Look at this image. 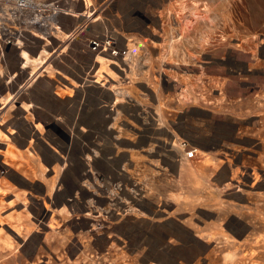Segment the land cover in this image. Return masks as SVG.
I'll return each instance as SVG.
<instances>
[{
    "label": "rangeland",
    "instance_id": "rangeland-1",
    "mask_svg": "<svg viewBox=\"0 0 264 264\" xmlns=\"http://www.w3.org/2000/svg\"><path fill=\"white\" fill-rule=\"evenodd\" d=\"M33 1L45 5L29 14L0 0V122L14 128L0 138V264H224L230 254L233 264H264L258 246L205 242L217 224L233 238L251 235L250 245L264 234V0ZM87 7L142 46L93 38L88 12L86 32L68 46L76 24L64 12ZM57 8L65 15L56 20ZM33 16L63 36L25 27ZM24 28L43 41L26 46ZM16 45L39 60L36 75ZM103 49L110 56L94 53ZM99 57L105 68L90 72ZM96 77L101 87L91 86ZM22 102L41 124L29 151ZM79 114L89 121L80 133ZM173 142L194 150L190 168ZM176 195L192 207L177 210Z\"/></svg>",
    "mask_w": 264,
    "mask_h": 264
},
{
    "label": "bare ground",
    "instance_id": "bare-ground-1",
    "mask_svg": "<svg viewBox=\"0 0 264 264\" xmlns=\"http://www.w3.org/2000/svg\"><path fill=\"white\" fill-rule=\"evenodd\" d=\"M50 18V17H49ZM79 19H85V18H82V16H80V18ZM38 20H40V19H38L37 18V21ZM52 22V21H51ZM50 22V23H51ZM46 24V26L48 25V23H46V21H45V19H42V22H39V25H41V24ZM49 23V24H50ZM52 27V25L50 24V26L48 27V29H46V32L45 33H47V34H53V32L55 33V34H57L58 36H63V33L59 30V29H57L56 27V29H53V28H51ZM15 31V30H14ZM36 35H40V34H37V33H35ZM14 36H15V34L13 33V38H14ZM38 38H36V40H37ZM108 42V41H107ZM18 44H20L19 42H18ZM107 44H109V42L107 43ZM112 45H114V42H113V44ZM130 46V45H129ZM130 47H132V46H130ZM15 50H17V51H20L21 52V54H20V61H21V66L22 67H27L28 65L30 66L31 65V63L33 62L34 63V65L35 64H37V65H35V66H31V71H30V74H35V73H33V72H36L35 70H36V68H34V67H37V66H39V60H32V59H30V57H29V55L27 54V52L25 51V50H23V49H21V46H19V45H16V48H15ZM116 51V50H115ZM96 52H98L97 53V56L100 54V53H102V54H104L106 57H108V55L110 56V54H108L107 53V50H105V49H103V50H100V51H94V53H96ZM120 53L119 51H116V52H113V53ZM125 52V51H124ZM123 52V53H124ZM128 55V54H127ZM112 57H113V55H112ZM127 56H126V54H124V58L123 59H126L127 60V58H126ZM119 59V58H118ZM105 61H104V57H99V58H97V59H95V60H91L90 62H89V64H88V68H89V71L90 72H92L96 67H97V69H103V68H105ZM100 66V67H99ZM130 71L131 72H133V68L130 66ZM51 73V72H50ZM99 73H100V71H99ZM134 73V72H133ZM40 74V73H39ZM36 75V74H35ZM35 75H34V77H35ZM33 77V76H32ZM134 78V77H133ZM34 79V78H33ZM89 80H87L86 78H82L81 80H80V82L82 83V84H84V83H86V82H88ZM92 81V80H91ZM97 82H100V80H99V77H96L95 78V80L94 81H92V87H95L96 85L98 86V87H101V85H103V83L102 84H100V86L98 85V83ZM66 83H67V88H69V87H75L76 85L74 84V82L73 81H66ZM93 83H95V85L93 84ZM87 84V83H86ZM96 86V87H97ZM71 91V90H70ZM16 97H17V95H16ZM12 103H14V100L12 101ZM28 104V103H27ZM19 109L17 110L16 109V115L17 116H19V117H21V114H24L25 113V115L23 116L22 115V118H26L27 120L26 121H24V124H29V125H27L28 126V132H27V135H28V137H29V140H28V145L26 146V149L28 150V149H30V146H31V144H32V142L34 141V140H36V139H39V135H40V133H41V124H36L35 122H34V120H33V118H31V116H30V114L29 113H27L28 111H29V109H30V107L31 106H27L24 102H22V104H20L19 106H17ZM13 108V107H12ZM95 108V107H94ZM106 109V108H105ZM104 109V110H105ZM12 111V110H11ZM103 111V110H102ZM10 112V111H9ZM104 112V111H103ZM5 114V113H4ZM11 115V114H10ZM32 115V114H31ZM86 117H84V116H81L80 114L79 115H77V117H75V120H74V127H75V129L77 130V132H79L80 133V131H83L84 129H85V124H89V121H87L86 119H85ZM36 119V118H35ZM21 120V119H20ZM25 120V119H24ZM29 123H28V122ZM11 124V122L10 121H6L5 122V124L4 123H2V122H0V138H4V137H6L7 136V133H11V131H13V127H11L10 129H7V127H9V125ZM91 127V126H90ZM7 132V133H6ZM43 132H44V130H43ZM84 134V133H83ZM180 142H173V144L171 145L172 147H174L175 149V158H177L178 160H181L180 161V168L181 169H185L186 167H189V164H188V161H187V159L183 156L184 155V153L182 152V150H181V144H179ZM29 151V150H28ZM6 152H9V153H15V151H14V149H11L10 147H9V145H6L5 146V151H4V154L6 153ZM135 154V153H134ZM180 156V157H179ZM58 157V156H57ZM6 158V157H5ZM133 159V158H132ZM145 165V164H144ZM145 167V166H144ZM190 168V167H189ZM43 169V168H42ZM45 171V170H44ZM165 178V177H164ZM170 178V177H169ZM169 178H168V180H169ZM197 180V179H196ZM1 181V180H0ZM204 188H206V190H207V193H208V195L207 196H213V198H215L217 201H219V199H220V196H219V194L218 193H216V190L215 189H209L207 186H204ZM252 191V190H251ZM179 198H180V196L179 195H176V196H174L173 197V199L177 202V205H178V200H179ZM196 200H198V199H196ZM193 201H195V200H193ZM216 201V203H211V205L212 206H221V202L219 201V203ZM197 203V202H196ZM195 203V204H196ZM186 205H189L190 207H192L191 205H190V201H188V200H186V201H183L182 202V204L181 205H178V206H176V209L177 210H179V209H183V208H185L186 207ZM208 205H210V204H208ZM210 205V206H211ZM42 212H44V211H42ZM157 212V211H156ZM193 212V211H192ZM261 214H264V201H263V206H262V209L259 211ZM153 214H155V212L153 213ZM193 222V221H192ZM260 222H261V224H260V226H261V228H263L264 229V220L262 219V221L260 220ZM189 224V223H188ZM192 224V223H191ZM194 228V227H193ZM214 231V230H213ZM215 234H217L215 237H217V238H215L214 237V239H206V245L207 246H211V248L212 249H216V248H220V247H225V248H228V249H233V248H235V249H237V250H240V251H249L250 249H252V247L253 246H258V247H260V248H262V250H261V252H263L264 251V234H263V236L261 237V238H259V240H256V241H254V244H249L250 243V240H252L251 239V235H246V236H244V238L242 237H239V239L238 238H233V237H230V236H228L225 232H224V229L222 228V226H221V224H217V225H215ZM187 235H189V234H187ZM200 236V235H199ZM212 236V235H211ZM239 236V235H238ZM201 237V236H200ZM212 241V242H211ZM204 242V243H205ZM211 242V243H210ZM250 248V249H249ZM234 249V250H235ZM233 254V253H232ZM234 255V254H233ZM233 255H231L230 254V256H228L227 257V260L225 261V263L224 264H233V262L235 261L234 259H233ZM262 260H264V254L262 255V256H259Z\"/></svg>",
    "mask_w": 264,
    "mask_h": 264
},
{
    "label": "crops",
    "instance_id": "crops-1",
    "mask_svg": "<svg viewBox=\"0 0 264 264\" xmlns=\"http://www.w3.org/2000/svg\"><path fill=\"white\" fill-rule=\"evenodd\" d=\"M16 1H18V2H16ZM20 1H22V3L21 4H19V2ZM27 1H29V3H25V2H27ZM27 1H23V0H14V3L15 4H17L18 6H20V5H22V6H26V7H28L26 10H28V13L29 14H31L32 13V11H37V10H39L40 9V6H44L45 4H42V2H37V1H33V0H27ZM125 1V0H124ZM128 1V0H127ZM131 1H134V0H131ZM118 2V1H117ZM117 2H115V4H117ZM122 2V1H121ZM140 3H141V5H148L146 2H143V0H141L140 1ZM51 4V3H50ZM83 5H84V7L85 6H87V5H89V4H91V0H84L83 1V3H82ZM121 9V8H120ZM9 10V9H8ZM12 10V9H11ZM23 10V7H20L19 9H17V10H15V11H13V12H11V13H13V14H18L19 12L18 11H22ZM69 11L68 12H64V13H66V14H68V15H71L73 18V22H74V24H76V25H74L70 30L71 31H69V32H65L68 36H70L69 38H70V43H69V45L68 46H72V45H75L76 43L75 42H77V40H75V39H73L72 40V38H74L75 37V35L76 34H78L79 33V31H78V29H79V26H80V21H79V16H80V14H84V13H86V12H88L89 14H94V15H96V18H93V22H91V23H94V26L93 27H91V28H85V29H87V31H93V33L90 35V36H94L93 38H98L100 35H103V36H106L107 35V38H109L108 37V35L110 34V35H114V34H116V35H114L115 37H118V39H112V41L114 42V44H123V43H126V42H131V43H133V44H135L136 46H142L141 44L142 43H140V42H137V41H135V40H133V39H131V40H127L126 42H125V40H123L124 39V37L123 38H119V34H118V36H117V33H116V31H115V29H113L112 27H108L107 26V18L106 17H104L103 16V12H97V11H95V12H93V11H91L90 9H88V7H87V10L86 11H82V12H78V13H74L71 9H68ZM122 10V9H121ZM122 11H124V10H122ZM9 12H10V10H9ZM27 13V12H26ZM57 18H56V20L57 19H60V18H62L63 17V15H65V14H63L62 12H61V10L60 9H58L57 8ZM55 15V14H54ZM35 16H33L32 18H31V20L32 21H30L29 22V24L30 25H27V22L25 23V27H28V26H33V24H34V26H33V29H36L35 28V25L36 26H38L39 27V29L41 30H43V29H46V24H41V25H39V22H41V19L40 20H33V18H34ZM133 19H137L135 16H131ZM55 20V22H56V24L58 23L57 21ZM34 21V22H33ZM138 23V20H136V21H134L133 22V25H134V27H136V26H138V25H136ZM142 26H144L143 24H142ZM102 27H104V31H107V33L106 32H104V34H99L100 32H102L101 30H99V29H101ZM143 28V27H142ZM84 29V30H85ZM107 29V30H106ZM37 30V29H36ZM34 32H35V30H34ZM33 32V30L32 31H30V30H26L25 28H24V33H23V41L25 40L26 41V46H28V45H30V44H37V43H41L43 40H42V36L41 35H36L35 33ZM40 32V31H39ZM46 32V31H45ZM44 32V34H46ZM84 32H86V31H83L82 32V30L80 31V33L79 34H82V33H84ZM41 33V32H40ZM89 33V32H88ZM90 34V33H89ZM154 32H145L144 31V35H146V36H148V37H150V38H153L154 39ZM112 37V36H111ZM33 38L35 39V40H33ZM36 38H38L37 40H36ZM68 38V39H69ZM78 40H80L81 41V37H79L78 38ZM91 39H85L84 41H81L82 42V44H85L87 41H90ZM45 41V40H44ZM144 44H146V43H144ZM145 86V85H144ZM144 90H148V88H147V86H145V89ZM130 100V99H129ZM136 106H138V104L136 105Z\"/></svg>",
    "mask_w": 264,
    "mask_h": 264
},
{
    "label": "built area",
    "instance_id": "built-area-1",
    "mask_svg": "<svg viewBox=\"0 0 264 264\" xmlns=\"http://www.w3.org/2000/svg\"><path fill=\"white\" fill-rule=\"evenodd\" d=\"M91 43H93V42L91 41ZM193 153H194V150L186 149L185 152H184V157L185 158H189V157H191L193 155Z\"/></svg>",
    "mask_w": 264,
    "mask_h": 264
}]
</instances>
